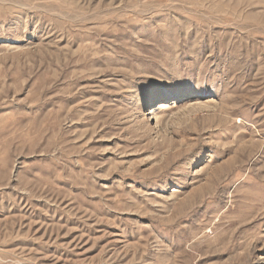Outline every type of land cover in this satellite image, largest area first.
Wrapping results in <instances>:
<instances>
[{
	"label": "rangeland",
	"instance_id": "1",
	"mask_svg": "<svg viewBox=\"0 0 264 264\" xmlns=\"http://www.w3.org/2000/svg\"><path fill=\"white\" fill-rule=\"evenodd\" d=\"M0 264H264V0H0Z\"/></svg>",
	"mask_w": 264,
	"mask_h": 264
}]
</instances>
